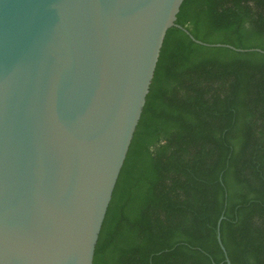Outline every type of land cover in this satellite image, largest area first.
I'll list each match as a JSON object with an SVG mask.
<instances>
[{"label": "water", "instance_id": "obj_1", "mask_svg": "<svg viewBox=\"0 0 264 264\" xmlns=\"http://www.w3.org/2000/svg\"><path fill=\"white\" fill-rule=\"evenodd\" d=\"M183 2L0 0V264H94Z\"/></svg>", "mask_w": 264, "mask_h": 264}, {"label": "trees", "instance_id": "obj_2", "mask_svg": "<svg viewBox=\"0 0 264 264\" xmlns=\"http://www.w3.org/2000/svg\"><path fill=\"white\" fill-rule=\"evenodd\" d=\"M176 22L208 44L168 30L94 264H264V0Z\"/></svg>", "mask_w": 264, "mask_h": 264}]
</instances>
